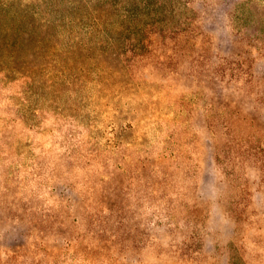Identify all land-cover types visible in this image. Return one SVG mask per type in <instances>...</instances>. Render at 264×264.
<instances>
[{"label": "rangeland", "instance_id": "374dc122", "mask_svg": "<svg viewBox=\"0 0 264 264\" xmlns=\"http://www.w3.org/2000/svg\"><path fill=\"white\" fill-rule=\"evenodd\" d=\"M7 23L42 75L0 67V264H134L133 193L175 225L150 264H264V0H0Z\"/></svg>", "mask_w": 264, "mask_h": 264}, {"label": "clouds", "instance_id": "9594fccd", "mask_svg": "<svg viewBox=\"0 0 264 264\" xmlns=\"http://www.w3.org/2000/svg\"><path fill=\"white\" fill-rule=\"evenodd\" d=\"M209 34L212 37L210 47L212 60H217L218 57L226 56L228 51L227 46L232 42L233 34L231 29L226 26L211 28ZM221 88L225 94L229 92L234 94V99L231 101L234 105L237 103H247V93L245 92L242 82L237 83L233 81L231 84H228L226 81L221 82ZM212 171L217 179H223L222 170L218 168L214 161ZM255 179L258 182L259 176ZM202 182L203 173H201L197 185ZM129 212L131 214L134 229L139 230L145 236L144 244L139 248L137 253L138 259L134 261V264H141V262H143V264H150V258L147 256L149 249L155 245L161 244L164 234L169 228L175 227V225L169 224L168 217L160 213L158 204L154 206L150 202L145 203V199H138L135 193L130 195ZM222 222H224L223 218ZM167 239L171 240V237L169 236ZM209 243L215 242L209 241ZM164 246L167 247L166 244ZM136 247V245H133V248L130 249L126 255H132ZM125 264H127V260H125Z\"/></svg>", "mask_w": 264, "mask_h": 264}, {"label": "trees", "instance_id": "16d2710c", "mask_svg": "<svg viewBox=\"0 0 264 264\" xmlns=\"http://www.w3.org/2000/svg\"><path fill=\"white\" fill-rule=\"evenodd\" d=\"M2 29L5 30L6 33L0 37V49L3 48L4 51H6L2 56H0V67L5 69L1 70L4 73L2 78L9 82H23V84L25 83V86L27 84L25 92L26 94H28L29 92L33 94L39 93L40 91L37 90L36 87L42 73H39V70L36 66V58H34L37 55V52H31L32 50L25 48L26 39L25 41L21 39V37L19 36L20 33L17 32L18 27H15L13 24L7 23L5 28ZM33 29L34 27L32 26L27 28L30 36ZM3 30H0V35L3 34ZM53 56L54 52L48 53L47 60H50ZM81 58V56L71 57L69 59L72 61L70 70H68L67 74L66 71L63 72V75L65 77L68 76V103H70V99L72 98L71 93H73L75 90L72 87V84L75 83L76 79L78 80L79 78H81L80 76H83V71L85 70L83 62L80 61ZM52 80V84L45 87L46 90H51V88L55 85L54 82H56L57 79ZM60 91L61 89H59L56 93ZM49 94L50 93L47 91L45 95L50 96ZM51 98L55 99L54 97ZM73 219L80 220L78 215L73 217ZM69 239H72V237H68V240Z\"/></svg>", "mask_w": 264, "mask_h": 264}]
</instances>
